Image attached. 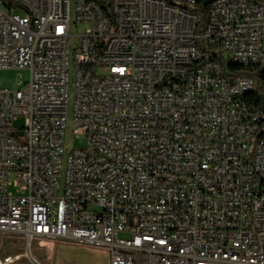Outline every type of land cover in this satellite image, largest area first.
Here are the masks:
<instances>
[{
  "label": "built area",
  "instance_id": "built-area-1",
  "mask_svg": "<svg viewBox=\"0 0 264 264\" xmlns=\"http://www.w3.org/2000/svg\"><path fill=\"white\" fill-rule=\"evenodd\" d=\"M199 1L0 0V264H264V0Z\"/></svg>",
  "mask_w": 264,
  "mask_h": 264
},
{
  "label": "rangeland",
  "instance_id": "rangeland-1",
  "mask_svg": "<svg viewBox=\"0 0 264 264\" xmlns=\"http://www.w3.org/2000/svg\"><path fill=\"white\" fill-rule=\"evenodd\" d=\"M177 1V0H176ZM200 29H202V23L200 24ZM72 34L77 35L80 34L83 30V26H73L72 29ZM76 36L72 37V44L73 46L76 43ZM70 79L73 81L74 79V73H75V64L73 60V56H71L70 59ZM30 79V71L28 69H0V85L2 86H7V85H16L18 87H24L26 83ZM24 119L23 117H19L15 121V127L21 128L23 126ZM85 145V136L84 135H75L71 131V129L67 130L66 136H65V149L66 153L70 152L74 148L78 147H83ZM14 190V189H13ZM15 237H18L16 234H12L11 238L7 240L8 247L10 251H16V250H21V242L13 240ZM48 241H35L33 243V253L36 254L39 257L46 258V254L48 253ZM78 245V244H77ZM79 246H84V245H79ZM84 247H92V246H84ZM96 249H101L104 250V253H98L97 254V259L99 260H105L106 254H105V249L102 248H97V247H92ZM51 264H65L64 261L60 260V258L56 257L53 258L51 261Z\"/></svg>",
  "mask_w": 264,
  "mask_h": 264
},
{
  "label": "crops",
  "instance_id": "crops-1",
  "mask_svg": "<svg viewBox=\"0 0 264 264\" xmlns=\"http://www.w3.org/2000/svg\"><path fill=\"white\" fill-rule=\"evenodd\" d=\"M98 253H104V250L79 246L68 241H57L48 243V253L46 256L50 255L52 260L56 256L62 262L64 261L65 264H110L108 251L105 252V260L97 259Z\"/></svg>",
  "mask_w": 264,
  "mask_h": 264
},
{
  "label": "trees",
  "instance_id": "trees-1",
  "mask_svg": "<svg viewBox=\"0 0 264 264\" xmlns=\"http://www.w3.org/2000/svg\"><path fill=\"white\" fill-rule=\"evenodd\" d=\"M100 3L104 4V2H100ZM207 3H208V0H201L199 1L198 4L191 7L192 9L197 10L200 13L202 26L205 24V21L207 19V12L205 9V6H207ZM103 7L106 8L107 6H103ZM225 69L236 71V72H241L243 71L244 68L242 66L229 63L227 66H225Z\"/></svg>",
  "mask_w": 264,
  "mask_h": 264
},
{
  "label": "bare ground",
  "instance_id": "bare-ground-1",
  "mask_svg": "<svg viewBox=\"0 0 264 264\" xmlns=\"http://www.w3.org/2000/svg\"><path fill=\"white\" fill-rule=\"evenodd\" d=\"M243 98L259 99L260 90L253 89V88H243Z\"/></svg>",
  "mask_w": 264,
  "mask_h": 264
}]
</instances>
